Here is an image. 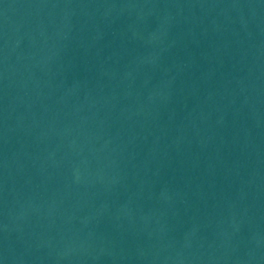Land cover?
<instances>
[{"label":"water","instance_id":"obj_1","mask_svg":"<svg viewBox=\"0 0 264 264\" xmlns=\"http://www.w3.org/2000/svg\"><path fill=\"white\" fill-rule=\"evenodd\" d=\"M0 264H264V0H0Z\"/></svg>","mask_w":264,"mask_h":264}]
</instances>
